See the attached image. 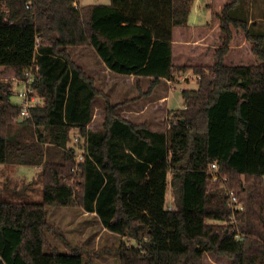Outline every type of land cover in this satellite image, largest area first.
Listing matches in <instances>:
<instances>
[{"label": "trees", "instance_id": "obj_1", "mask_svg": "<svg viewBox=\"0 0 264 264\" xmlns=\"http://www.w3.org/2000/svg\"><path fill=\"white\" fill-rule=\"evenodd\" d=\"M193 1L75 6V0H0V73L20 78L35 62L33 87L43 99L19 122L20 107L10 100L13 82L0 79V164L40 166L43 193L41 203L0 201V264H84L75 248L69 254L51 248L45 209L75 206L80 196L110 231L135 241L119 245V264H204L205 256L264 264V35L252 31L258 21L249 23L242 0L223 5L222 46L212 64L191 67L197 87L181 91L184 107L165 132L122 120L118 105L67 52L91 47L113 73L152 77L151 90L186 69L172 64L171 32L187 24ZM232 29L244 33L260 64L224 63ZM99 95L106 100L104 132L94 133L86 124ZM73 127L85 139L77 194L68 182ZM115 138L142 162L121 167ZM213 163L241 210L233 211L227 194L209 180ZM118 170H129L122 181ZM233 215L239 238L226 224Z\"/></svg>", "mask_w": 264, "mask_h": 264}, {"label": "crops", "instance_id": "obj_2", "mask_svg": "<svg viewBox=\"0 0 264 264\" xmlns=\"http://www.w3.org/2000/svg\"><path fill=\"white\" fill-rule=\"evenodd\" d=\"M217 1V0H216ZM228 2V1H227ZM225 2V3H227ZM110 3V2H109ZM108 3V4H109ZM219 4L217 9L214 8V6L211 4V0H194L191 5V12L188 17L187 24L185 26H179L174 27L171 32V44H172V64L175 66L183 65L185 64V61L194 59L196 64L190 63L192 66L198 65V60H203V54H199L198 51L201 50V48L205 45L206 41L209 37L212 36L213 30L217 28V35L220 37L222 32L220 31V21H219V15L221 13V10L223 8V5L225 4ZM75 6H81L76 0L74 3ZM243 7V6H242ZM248 12V8H245ZM252 9V8H250ZM263 9V7H262ZM205 12V16L202 21H198L200 15ZM211 12V13H210ZM210 13V15H209ZM209 15V16H208ZM213 15V18L210 16ZM209 17V18H208ZM260 22L259 20H263L262 17L256 16L253 18V9L252 12H249V23L253 21ZM237 30L240 29H232L233 38L231 40V43L229 45V51L224 56V63L226 65H248V63H242L241 60L243 59V54L246 53V49L242 48V46L248 47V43L251 44L250 41H248L244 33L240 30L239 33H241L243 40L241 45L237 47L236 45H231L234 42V37L238 35ZM252 47V44H251ZM231 51H235L234 60L235 62H228V54ZM67 52L71 58V60L77 64L79 67L83 69V71L87 74V76L93 78V83L95 88L98 91H101L104 93L105 96L111 100L112 105H118L117 107V114L122 120H125L127 122H130L133 125H143L148 132H165L167 127L164 128L163 125L159 124V118H158V110L162 108H166L168 111L170 109L168 107V101H169V95L166 93L171 90V81L161 78L159 82L153 87V89H150L151 81L153 80L152 77L149 76H137V75H120L111 72L109 69L106 68L104 63L99 59L95 51L88 46H81V47H68ZM245 55H248L245 54ZM89 57H93L97 67L90 66L89 65ZM249 57L250 59H255L254 54L251 51V48L249 50ZM184 61V62H183ZM258 61V60H257ZM201 64V63H200ZM199 64V65H200ZM256 64H260V61L256 62ZM205 65V64H201ZM208 65V64H207ZM117 81H121V83H118ZM164 86L161 90V86ZM128 89V91H124ZM184 90V89H182ZM136 93V94H135ZM127 94H130V96H126ZM41 98V97H40ZM102 100L101 104H99V100ZM43 103V99L41 98V104ZM101 107H99V105ZM184 107V104H183ZM182 107V108H183ZM100 109V111H98ZM181 109V108H179ZM176 110V109H175ZM96 118L101 119V125L99 128L94 129L93 123L95 122ZM104 120H105V100L96 97L95 100L92 103L91 107V116L89 122L86 124L87 131L94 132V133H103L104 132ZM71 132L79 133L78 127H73L70 130ZM69 133V134H70ZM83 147L82 150L84 152L85 150V139L84 137L80 136ZM124 140H120L119 138H115L112 140L113 145H118V147H114L117 149V159L116 162L119 164L130 162L131 164H134L136 161L142 162V159L137 157L132 149L128 147ZM124 146V148H123ZM119 159V160H118ZM118 164V165H119ZM122 167V164H121ZM37 170H41L40 166L36 167ZM129 173V170L127 172H122L120 170L117 171L119 180L122 181L124 178H126L127 174ZM81 176V171H80ZM104 176V175H103ZM105 180L106 177L104 176ZM82 180V178H81ZM84 201L82 197L80 196L77 205H75L76 209L78 210L77 215H74L75 217L70 220L69 225L73 222V224L76 225V242L79 246H81L82 249L75 248L80 256L83 258V263L86 264L87 261L84 258L85 256V247L90 242H99L101 232L105 231L109 237H114L116 241H120L121 239H124L125 236H121L115 232L110 231L102 222L100 215L97 213L96 209L94 208L95 203L93 204L92 210L87 209L84 206ZM67 208V207H60V206H46V214L48 215L49 208ZM71 209V210H72ZM71 215V216H72ZM90 217L94 224L98 223L99 229L98 231H94L90 234V225L87 223ZM48 219V217H47ZM96 222V223H95ZM97 225V224H96ZM73 229V228H72ZM134 241V240H133ZM61 253L69 254L70 251H60Z\"/></svg>", "mask_w": 264, "mask_h": 264}, {"label": "rangeland", "instance_id": "obj_3", "mask_svg": "<svg viewBox=\"0 0 264 264\" xmlns=\"http://www.w3.org/2000/svg\"><path fill=\"white\" fill-rule=\"evenodd\" d=\"M76 1L81 6L108 4L110 2V0H76ZM227 1L228 0H217V1L211 0V4L214 6V8L217 9L219 4L221 5ZM241 6L248 8L249 12L250 11L252 12L253 9V18H255L256 16L263 18V20H259L260 22H258L255 26L252 27V31L264 35V0H242ZM203 12L204 15L202 13L198 21H202L203 19H205L204 18L205 12L207 11L205 10ZM210 17L213 18V15H211ZM239 31L240 30H237L238 35L234 37V42L231 44L233 46L236 45L237 47H239V45H241L242 43L243 37L241 33H239ZM217 34H218L217 28H215L213 30L212 36L208 38L205 45L201 48L200 51H198L199 54L201 53L204 55L203 60H198L197 62L198 66H205L207 64L210 65L215 61L216 50L222 46V39H223V35L218 37ZM251 44L248 43L247 45L248 47H246L245 45L242 46V48L246 49L247 52L243 54L244 56L241 62L242 63L246 62L248 63V65L256 64V62L259 61V59L255 55H254L255 59H250L249 57V50L251 48ZM234 53L235 51H231L228 54V59H227L228 62L236 63V60L233 59L235 56ZM247 53L248 55H245ZM190 63L196 64L194 59H191L185 61V64L179 65V66H185L186 69L174 76L173 80L171 81V86H172L171 90L167 92L165 87L163 85L161 86V90L162 88H164L166 93H168L169 95L168 107L173 110V111L171 110L168 111L166 108H162L158 110L159 124L163 125L164 128L168 127V124L174 112L179 108L183 107L184 101L181 94L182 89H195L197 87L199 78L197 77V75L193 73V70L191 69L192 65ZM200 63L205 65H201ZM89 65L97 67L93 57H89ZM12 77H13V73L9 71H3L0 73L1 80H11ZM117 82L121 83V81H117ZM21 88L22 85L14 86V90H18ZM124 91L127 92L128 89L125 90L124 88ZM126 96H130V94H127ZM98 97L105 100V97L103 95H99ZM10 100L13 104H17V105L19 104V98L16 94H13ZM98 100H99V104H101L102 100L100 99ZM99 107L101 106L99 105ZM98 111H100V109ZM100 125H101V119L96 118L95 122L93 123V128L97 129L100 127ZM69 136H70V142L68 146L72 148V150H74L75 153L77 154L82 153L83 143L79 133L71 132ZM39 173H40L39 169L37 170L36 167L30 165H19V164H10V163L0 164V201L21 202V203H41L43 200V193H42V181L39 177ZM79 180H80L79 172H72L71 170V177L68 179V182L72 186L75 194H77L80 190V187L78 185ZM214 184L218 185L219 188L223 190V193L226 194V188H228L227 184L224 186L220 183H214ZM26 185L28 186V188L25 189L23 194L22 193L20 194L19 193L20 190H22ZM166 201H167L166 203L167 207L172 206V197L170 194V190H168ZM75 207L76 206H72L61 209L58 208L53 209L52 207L47 209L48 210L47 222L49 223L50 226H52L54 231V233L52 232L47 233V241L51 246V248H54L59 252L67 251V250L70 251L73 248L82 249L81 246H79L76 242V234H77V231L75 229L76 225L73 224V222L69 225V227L67 225L68 223H70V220H72L75 217L74 215H77L78 210H73L76 209ZM71 213H73L74 215H72ZM88 218L89 221L87 223H89L90 225V234L94 231L97 232L99 229L98 223L95 222L97 224L96 225L94 224V221L90 217ZM226 224L230 225V223H226ZM134 243L135 241H133V239L128 237H125L124 239H121L118 242L115 240L114 237H109V235L105 231H102L99 242H90L85 247L86 254L84 258L87 261L86 264H119V255L117 252V248L119 247V245L124 244L128 248ZM204 264H230V262L225 258L217 259L212 256H205Z\"/></svg>", "mask_w": 264, "mask_h": 264}, {"label": "built area", "instance_id": "obj_4", "mask_svg": "<svg viewBox=\"0 0 264 264\" xmlns=\"http://www.w3.org/2000/svg\"><path fill=\"white\" fill-rule=\"evenodd\" d=\"M38 65L33 62L23 73V76L20 78L12 77L11 81L13 82V86L22 85L21 89L14 90V94H16L19 98L20 107L18 119H27L30 117V110L33 107H36L41 104V98L37 94L35 88L33 87V83L38 77ZM199 78V76H197ZM74 153L75 166L72 168V172L78 171V164L83 161V151L82 153ZM209 180L213 183H220L223 186L226 185V177L222 176L218 172V167L216 163H213L208 169ZM226 194L228 199V204L231 206L232 210L237 211L241 210V205L238 202L237 196L232 189L226 188ZM232 226V230H234L235 237L239 238L240 233L237 228V221L234 215L231 217L229 221Z\"/></svg>", "mask_w": 264, "mask_h": 264}, {"label": "water", "instance_id": "obj_5", "mask_svg": "<svg viewBox=\"0 0 264 264\" xmlns=\"http://www.w3.org/2000/svg\"><path fill=\"white\" fill-rule=\"evenodd\" d=\"M18 121H19V122H21V121H22V119H18ZM26 188H28V186H27V185H26V186H25V187H24L22 190H20V192H19V193H20V194H21V193L23 194Z\"/></svg>", "mask_w": 264, "mask_h": 264}]
</instances>
